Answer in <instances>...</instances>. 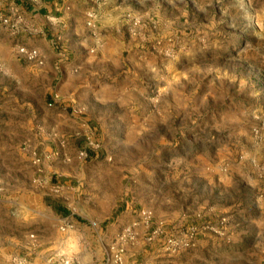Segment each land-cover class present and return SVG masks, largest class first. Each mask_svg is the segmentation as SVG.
Returning a JSON list of instances; mask_svg holds the SVG:
<instances>
[{
	"label": "crops",
	"instance_id": "0c3cea01",
	"mask_svg": "<svg viewBox=\"0 0 264 264\" xmlns=\"http://www.w3.org/2000/svg\"><path fill=\"white\" fill-rule=\"evenodd\" d=\"M165 8L156 0H0V15L23 19L16 31L0 21V36L37 48L43 60L29 63L16 52L15 61L0 65V76L5 77L0 83V185L4 184L0 206L4 213L15 209L52 224L59 234L55 243L61 254H70L82 240L74 219L82 209L70 190L86 186L94 173L111 191L96 201L93 210L83 209L88 213L84 227L100 231L111 255L120 244L118 235L127 227L134 231L132 239L122 242V260L111 258L110 264H264V129L257 142L250 128L255 111L237 112L233 123L193 145L196 134L185 135L188 143L178 140L183 124L192 122L193 112L181 115L182 107L173 102L174 97L166 105L169 87L157 108L150 106V88L163 82L161 51L159 46L150 51L148 40L170 32L163 30L169 25L164 17L170 15ZM90 12L96 13L94 26L87 23ZM260 113L264 117V110ZM175 138L172 148L179 147L184 161L177 152L169 158L165 154L166 144ZM88 140L97 146L87 159H80L77 153ZM205 149L225 164L218 182L205 171L187 179L191 185L186 191L180 185L174 192L165 191L169 176L177 179L184 168L201 171L210 166ZM25 160L33 178L22 177ZM22 178L30 181L31 188L6 186ZM197 182L204 187V200L193 212L203 211L213 223L225 216L222 234L201 232L193 248L176 254L164 253L158 243H146L140 211L150 210L153 218L170 211L156 208L157 202L145 203V192L133 187H147L149 198L167 206L170 200L181 199L198 204ZM214 188L216 199L211 195ZM47 196L63 202L72 216L56 215L44 202ZM65 221L72 226L59 232ZM15 238L22 247L8 255L22 253L29 258L31 238ZM3 246L9 248L8 243ZM11 259L7 264H12Z\"/></svg>",
	"mask_w": 264,
	"mask_h": 264
},
{
	"label": "rangeland",
	"instance_id": "374dc122",
	"mask_svg": "<svg viewBox=\"0 0 264 264\" xmlns=\"http://www.w3.org/2000/svg\"><path fill=\"white\" fill-rule=\"evenodd\" d=\"M156 1L160 3L159 0ZM164 3L166 5L164 12L170 15L169 19L164 17V20H168L169 25L168 29L167 26H164L163 30L170 32L163 35L165 32L159 31L163 34L158 38H149L148 40L150 51L157 46H159L158 51H161L158 63L161 60L162 66L159 73L163 82L161 86L150 88L151 108H157L161 103L162 95L166 93L163 92L169 87L170 95L167 91L169 96L164 99L169 103L164 102V104L171 105L170 99L174 97L173 102L182 107L181 115L184 113L189 115L193 112L189 115L192 122L186 121L183 124L180 130L182 132L178 138V140L188 143L185 135L187 133L196 134L198 140L193 145H200L201 139L207 135L214 136L216 130L223 129L226 125L233 123L237 112L249 110L253 113L254 110L256 121L250 125V128L252 137L259 142L264 129L262 124L264 117L260 115V109L264 110V0H195L194 3H187L185 9H180L178 6L167 7L168 4L181 3L182 5L183 0H164ZM213 4L219 11H212ZM197 8L202 13L209 12L206 22L194 23L187 19V15L184 13H195ZM201 19L204 18L201 17ZM186 20L187 23H185ZM244 41H247V44L242 47ZM235 47L242 48L238 53L226 54ZM185 106H188V109L187 107L184 109ZM254 128L257 129V132L254 131ZM176 140L177 138L173 142L171 141L172 144H166L169 147L165 148V154L169 158V154L177 152L181 161H184V155H180L179 147L172 148V145L177 143L178 140ZM213 142L216 143L217 140H213ZM205 150L204 156L210 158V166L201 171L192 169L189 171L184 168L182 169L183 173L177 179L176 176H169L168 183L165 184V191L170 189V193L174 192V188L178 185L186 191L191 185L188 184L187 179H191L195 173H205V171L215 182H218V177L225 172V164L220 165L221 161L217 157H213L214 151ZM23 164L25 173L22 177L31 176L33 178L31 167L29 169L26 167L28 162L25 160ZM185 172L188 174L182 179ZM35 177L43 180L39 176L35 175ZM29 182L26 178H22L17 184L6 186L9 189L15 185V189L31 188ZM216 185L218 188V184ZM2 186L4 184L0 185V192ZM196 187H199L196 188L200 197L197 200L198 204H192V201L189 203V199H181L170 200L168 206L161 201L149 198L150 193L147 187L139 188L136 185L133 188L138 193L145 192V196H147L145 203L156 204L157 202L158 207L156 208L164 212L170 211L168 215H161L160 218L156 217L153 220L163 221L169 229L176 232L177 229H183L189 224L207 220L203 211L193 212L204 200L201 197L204 194L202 182H197ZM216 193L217 189L214 188L213 194H211L213 199H216ZM0 210H2L1 206ZM14 211L18 210L14 209ZM59 232L62 231L59 229ZM21 254L13 256L11 263L22 264V259L29 263V258Z\"/></svg>",
	"mask_w": 264,
	"mask_h": 264
},
{
	"label": "clouds",
	"instance_id": "9594fccd",
	"mask_svg": "<svg viewBox=\"0 0 264 264\" xmlns=\"http://www.w3.org/2000/svg\"><path fill=\"white\" fill-rule=\"evenodd\" d=\"M161 8L165 7L164 0H159ZM194 3L195 0H183V3H177V5L168 4L167 7L178 6L180 9H185L187 3ZM212 11L217 12L219 9L213 4ZM166 15L169 13H165ZM187 19L194 23H204L209 15V12H200L199 8L195 13L187 14ZM203 17L204 19H201ZM187 23V20L185 21ZM20 40H10L8 37L0 36V65L7 64L11 61H15V53L21 51L19 44ZM15 44L16 47L12 45ZM247 41L243 42V46H246ZM242 47H235L230 49L226 54L231 55L238 53ZM5 80V77L0 76V83ZM19 91V87L17 86ZM23 94V93H21ZM91 179L87 182V185H81L71 189V195L76 200L78 206L82 209L81 215L75 216L77 221L78 230L82 233V240L78 248L74 249L70 254H61L57 247L55 240L58 238V232L56 228L48 223L41 221L37 215L30 214L27 217L20 214L18 211L9 209L7 213L0 210V264H7L12 258L8 255L11 251L12 255H15L17 248L22 247L20 241L15 237L30 236L29 243V264L33 260L47 261V264H83V261L90 260L91 264H110L111 262V248L107 239L100 233L98 229L85 228L88 224L87 212L95 208L96 201L104 195L105 192L111 191V188L102 181L94 173H90ZM48 206L52 207L57 215L61 218L67 219L72 216V213L64 206L63 202L56 200H48ZM9 244V248H5L3 245ZM15 245L16 248L11 246ZM242 250V249H238ZM105 254H107V262L105 261Z\"/></svg>",
	"mask_w": 264,
	"mask_h": 264
},
{
	"label": "built area",
	"instance_id": "2783aa9c",
	"mask_svg": "<svg viewBox=\"0 0 264 264\" xmlns=\"http://www.w3.org/2000/svg\"><path fill=\"white\" fill-rule=\"evenodd\" d=\"M99 2H105L106 0H98ZM96 13L90 12L88 14V24L94 26V18ZM22 16L16 15L13 19L0 15V21L3 24L8 25L13 31L19 29V25L22 22ZM139 21H136L138 23ZM19 48L22 49L18 51V56L29 63L42 64V55L41 52L34 47H27L24 45H19ZM264 125V120L262 122ZM254 131L257 132V129L254 128ZM97 146L96 142L93 140L86 141V145L83 149L79 150L77 155L80 159H87L89 157L90 149H95ZM141 217L143 223L146 226L145 241L149 244L158 243L160 249L167 254H176L182 250L193 248L196 245L197 236L201 232H211L213 234L219 235L222 234L221 226L226 222L225 216H220L215 223L211 221L204 220L201 223H192L186 226L183 229L177 230L176 232L169 229L163 221L153 222V214L150 210H141ZM199 216V215H198ZM93 226L96 225L95 222L91 223ZM72 225L68 222H64L59 226L61 231H66ZM134 236V231L131 227L125 228L119 235L118 241L119 245L111 255L112 260L120 262L124 253V246L122 242L132 239ZM22 264H29L25 259L21 260ZM152 264V263H146Z\"/></svg>",
	"mask_w": 264,
	"mask_h": 264
},
{
	"label": "trees",
	"instance_id": "16d2710c",
	"mask_svg": "<svg viewBox=\"0 0 264 264\" xmlns=\"http://www.w3.org/2000/svg\"><path fill=\"white\" fill-rule=\"evenodd\" d=\"M89 155H91V153L89 152ZM48 200H56V201H59V200H57V199H55V198H53V197H50V196H47V197H45L44 198V202L48 205V203H47V201ZM65 206V205H64ZM66 207V206H65ZM52 208V207H51ZM67 208V207H66ZM53 209V208H52ZM53 211H54V209H53ZM54 213L57 215V213L54 211ZM207 221H208V219H207Z\"/></svg>",
	"mask_w": 264,
	"mask_h": 264
}]
</instances>
